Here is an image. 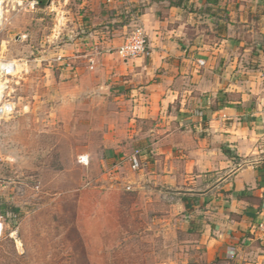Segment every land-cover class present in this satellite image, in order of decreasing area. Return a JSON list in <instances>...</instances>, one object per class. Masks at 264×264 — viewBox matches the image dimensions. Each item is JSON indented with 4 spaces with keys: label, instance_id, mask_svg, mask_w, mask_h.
Instances as JSON below:
<instances>
[{
    "label": "crops",
    "instance_id": "obj_1",
    "mask_svg": "<svg viewBox=\"0 0 264 264\" xmlns=\"http://www.w3.org/2000/svg\"><path fill=\"white\" fill-rule=\"evenodd\" d=\"M183 1L48 0L45 12L66 15L63 36L48 39L72 61L57 66L49 58L45 70L53 111L95 110L102 166L114 167L117 157L142 146L143 169L131 174L128 190L147 199L172 192L181 206L187 198L180 196L198 197L191 214L202 215L211 261L233 256L241 240L251 245L254 234L264 244L257 229L264 209V54L247 66L237 41L223 37L213 45L197 37L189 5L206 0ZM135 27L144 29L148 52L125 59L118 49Z\"/></svg>",
    "mask_w": 264,
    "mask_h": 264
},
{
    "label": "rangeland",
    "instance_id": "obj_2",
    "mask_svg": "<svg viewBox=\"0 0 264 264\" xmlns=\"http://www.w3.org/2000/svg\"><path fill=\"white\" fill-rule=\"evenodd\" d=\"M47 1L38 0L36 10L7 13L0 32V59L22 73L18 111L0 124V264H264V244L255 234L251 245L241 240L233 247V256L209 261L202 215L187 212L172 192L147 199L127 189L131 174L143 169L132 170L130 154L142 146L104 167L95 110L53 111L45 69L60 45L48 37L63 36L66 15L45 12ZM253 4L189 5L197 14V37L213 45L223 37L237 41L236 52L248 66L264 54V6ZM82 156L88 165L80 163ZM180 197L198 211V197ZM5 205L17 212L3 214Z\"/></svg>",
    "mask_w": 264,
    "mask_h": 264
},
{
    "label": "built area",
    "instance_id": "obj_3",
    "mask_svg": "<svg viewBox=\"0 0 264 264\" xmlns=\"http://www.w3.org/2000/svg\"><path fill=\"white\" fill-rule=\"evenodd\" d=\"M10 0H0V32L4 28L6 22V14L9 12L20 13L21 11L36 10L38 8V0H17L14 5L9 7ZM64 19V18H63ZM63 19L58 22V26L63 24ZM57 27V26H56ZM148 52L147 36L142 27H136L126 41L119 47L118 54L125 59H134L146 55ZM56 62L70 65L72 58L58 56ZM93 63V61H92ZM199 64L204 66V61ZM22 73L18 70V66L14 63L6 62L0 59V124L6 118H10L17 113L19 101L17 98L18 85L21 84ZM10 78H16L17 81L11 84ZM130 165L133 171H139L143 166L141 150L134 151L129 157ZM80 163L89 164V157L82 156ZM260 220L257 229L264 235V209L259 214ZM4 231V224L0 216V237Z\"/></svg>",
    "mask_w": 264,
    "mask_h": 264
},
{
    "label": "trees",
    "instance_id": "obj_4",
    "mask_svg": "<svg viewBox=\"0 0 264 264\" xmlns=\"http://www.w3.org/2000/svg\"><path fill=\"white\" fill-rule=\"evenodd\" d=\"M169 2L171 5H173L175 7H182L183 3H184L183 0H169ZM262 169H263L262 175L264 177V166L262 167ZM183 201H184L186 211L189 213L193 212L194 210H192V208H191L192 206L189 204V200L184 199ZM1 209H2L3 214H7L9 211H11L12 213L17 212V210L12 209V208L10 209L9 206H7V205L3 206Z\"/></svg>",
    "mask_w": 264,
    "mask_h": 264
}]
</instances>
